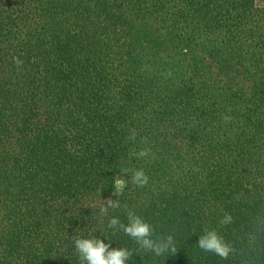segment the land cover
Instances as JSON below:
<instances>
[{"label":"trees","instance_id":"obj_1","mask_svg":"<svg viewBox=\"0 0 264 264\" xmlns=\"http://www.w3.org/2000/svg\"><path fill=\"white\" fill-rule=\"evenodd\" d=\"M109 197L177 252L113 234ZM213 228L227 260L197 246ZM89 233L127 264H264V0H0V264H80Z\"/></svg>","mask_w":264,"mask_h":264},{"label":"clouds","instance_id":"obj_2","mask_svg":"<svg viewBox=\"0 0 264 264\" xmlns=\"http://www.w3.org/2000/svg\"><path fill=\"white\" fill-rule=\"evenodd\" d=\"M13 63L19 68L22 66L23 61L19 57H13ZM163 75L165 78H168L172 73L169 70ZM222 119L227 123L231 117L224 115ZM129 131L130 135L128 139L135 141L137 137L136 129H130ZM141 143L148 144V138L142 137ZM129 157L144 161L156 158L155 153L150 147L132 148L129 151ZM129 173L131 184L137 188H144L150 182V177L144 168H123L122 175L113 180V196L119 197L124 194L125 189L129 185V180L125 177H128ZM117 209H123L126 221H121L119 217L110 215L111 211ZM99 216L101 220L107 218L106 228L110 229L113 234L123 233L130 237L135 241L140 250L151 252L157 257L163 256L166 253L175 254L177 252L175 240L171 234L154 236L153 225L145 221L134 209H129L127 205H121L118 199L113 200L110 197L105 199L100 198ZM230 222L231 217L227 214L220 220V223L223 225H227ZM100 235L107 239L103 233ZM73 245L80 264H127L133 257L132 250L126 247L113 248L110 246L111 242L105 243L104 239L92 233H89L86 238L83 236L73 237ZM197 246L203 252L213 253L222 260H227L233 251L230 243L223 236L219 235L214 228L204 231L199 236Z\"/></svg>","mask_w":264,"mask_h":264}]
</instances>
